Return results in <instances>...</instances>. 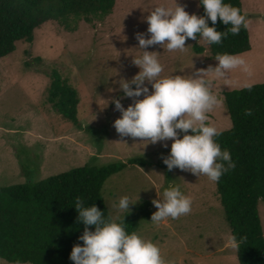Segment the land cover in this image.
Returning <instances> with one entry per match:
<instances>
[{"label":"rangeland","instance_id":"1","mask_svg":"<svg viewBox=\"0 0 264 264\" xmlns=\"http://www.w3.org/2000/svg\"><path fill=\"white\" fill-rule=\"evenodd\" d=\"M175 2L117 0L113 13L104 21H81L74 31L51 21L35 31L31 45L21 41L13 54L0 59V187L40 181L85 165L143 160L144 166L128 164L105 182L102 193L111 215L122 220L143 202L150 204L153 215L158 209L152 201L162 199L169 184L179 185L192 200L191 212L159 224L151 218L141 219L136 232L157 244L161 255L172 264H240L237 249L228 243L232 233L217 194V182L179 168L169 171L161 157L170 155L173 141L147 144L131 137L121 140L112 126L121 113L110 101L124 93L110 89H118L116 81L131 80L140 71L132 63V56L142 55L136 33L147 34L149 25L144 18L154 7H170ZM177 2L186 5L189 14L199 16L198 0ZM241 2L251 44L242 55L252 75L237 68L229 73L232 86L224 85L222 79L214 80L212 91L222 104L208 113V123L219 132L232 126L224 93L264 83V0ZM200 39H188L186 47H191L186 52H169L160 45L147 51L160 54L162 76L187 75L209 65L218 66L209 44L203 40L199 43ZM195 44L204 52L197 53ZM30 59L33 67L27 69L24 62ZM54 69L68 78L78 93V124L64 119L48 102V74ZM121 103L127 109L133 99L125 97ZM123 196L130 197V212L114 207ZM259 214L264 231V203ZM0 264L15 263L0 258Z\"/></svg>","mask_w":264,"mask_h":264},{"label":"trees","instance_id":"2","mask_svg":"<svg viewBox=\"0 0 264 264\" xmlns=\"http://www.w3.org/2000/svg\"><path fill=\"white\" fill-rule=\"evenodd\" d=\"M198 1L199 16L203 17L206 13ZM116 3L117 0H0V59L13 54L21 41L31 45L35 31L48 22L74 31L81 21H104ZM224 3L239 8L244 15L241 0ZM208 24L221 32L231 27L219 20L215 25L208 20ZM209 47L212 59L217 53H245L251 49L248 28L242 27L238 35L228 34L222 43ZM194 49L204 52L197 44ZM24 65L31 69L33 59L25 60ZM48 75L49 104L64 119L78 124L80 99L76 89L58 70ZM224 96L232 126L215 140L222 150L230 151L236 167L221 176L217 194L232 236L239 242L240 264H264V231L259 214L264 203V83L225 92ZM245 109H251L252 115H245ZM128 164L144 166L145 162L131 159L128 163L85 165L40 181L0 187V258L15 264H74L70 254L77 243L83 246L79 237L85 227L78 222L75 199L82 198L85 207L95 204L107 217L110 212L103 186ZM151 217L150 204L143 202L124 216L126 231L136 232L140 220ZM91 230H95L94 226Z\"/></svg>","mask_w":264,"mask_h":264},{"label":"clouds","instance_id":"3","mask_svg":"<svg viewBox=\"0 0 264 264\" xmlns=\"http://www.w3.org/2000/svg\"><path fill=\"white\" fill-rule=\"evenodd\" d=\"M200 3L206 13L203 17L189 14L186 5L181 6L177 0L173 6H156L149 11L144 18L149 25L147 34L136 33L142 55L132 56L139 73L131 80L119 79L116 81L119 88L110 89L124 93L123 97L110 101L121 113V118L112 126L121 140L131 137L147 144L173 141L170 155L161 157L169 171L179 168L218 182L236 165L230 151L222 150L215 140L220 135L219 130L208 123V113L222 104V99L212 91L214 80L222 79L224 85L232 86L234 82L229 73L239 68L250 77L251 66L242 54L217 53L218 66L209 65L207 69H197L187 75L162 76L164 67L159 60L160 54L147 51L150 46L160 45L169 52H186L191 47H186V41L197 40L198 34L199 43L203 40L208 44H220L228 34L238 35L242 27H248L240 9L225 4L224 0H200ZM208 20L213 25L219 20L231 27L224 32L217 31L216 27L209 26ZM148 34L150 38H146ZM141 96L143 99H138ZM125 97L133 99L127 109L121 103ZM244 114L250 116L252 110L245 109ZM163 147L167 148L168 144L164 143ZM152 203L158 211L153 213L151 220L159 224L168 218L178 219L189 214L192 200L179 185L169 184L163 191V198ZM130 205H133L130 197L123 196L114 207L120 212H130ZM74 207L78 222L85 226L79 237L83 246L77 243L70 254L74 264H172L161 255L157 244L135 231L129 234L125 218H114L111 213L105 217L95 204L85 207L80 197L75 199ZM93 226L94 231L91 230ZM228 243L233 249L239 248L235 236H229Z\"/></svg>","mask_w":264,"mask_h":264}]
</instances>
